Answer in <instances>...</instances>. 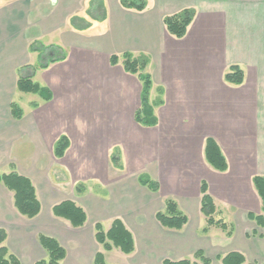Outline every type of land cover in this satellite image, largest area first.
<instances>
[{
  "label": "crops",
  "instance_id": "1",
  "mask_svg": "<svg viewBox=\"0 0 264 264\" xmlns=\"http://www.w3.org/2000/svg\"><path fill=\"white\" fill-rule=\"evenodd\" d=\"M89 1L0 3V147L8 148L7 153L0 151V164L10 163L8 170L0 172L17 171L31 179L41 205L33 218L52 213V206L63 201L55 198L56 187L50 183L54 180L53 164L66 158L74 141L83 139L89 146L107 145V161L114 145L123 151L125 147L137 148L140 156L153 162L144 173L158 182L159 189L151 191L139 184L137 178L143 172L134 181L130 177L118 179L116 186H109V179L100 181L104 184L102 195L87 189L72 200L86 214L84 225L74 229L90 231L100 222L106 230L114 218H120L133 235L135 250V228L159 224L155 213L163 209L164 200L157 203L155 195L163 192L182 211L191 207L201 213L203 181L214 203L219 199L226 206H240L250 222L247 214L255 208L259 212L262 205L252 178H264V0H145L141 11L123 8L119 0H103L105 19L77 31L69 18L87 16ZM184 8H193L195 15L185 35L175 38L167 33L163 18ZM35 44L39 48L58 47L64 58L39 68L40 51L31 50ZM125 52L145 54L149 59V100H162L153 107L157 119L154 126H142L134 119L140 106L137 75L124 71L121 58L115 65L110 63L111 55ZM232 65L243 71V81L238 85L224 79ZM24 66L35 68L31 79L49 89V101L29 93L35 95V101L25 105L24 100L21 107L17 104L15 98L20 94L16 84ZM12 102L22 110L19 119L11 115ZM132 134H138L140 141L130 138ZM61 135L68 137L69 146L62 157H55L53 146ZM113 137L117 142L109 144ZM207 137L219 146L227 163L224 171L206 162L203 150ZM14 145L18 149L13 151ZM20 147L27 148V155ZM13 209L15 215L24 217L14 207L12 192L0 183V219L4 221L0 227L7 237V216L14 214ZM189 236L181 234L172 241L169 250L181 256L177 259L203 249L190 245ZM54 238L61 242L59 236ZM232 239H236L234 235ZM83 242L81 238L79 245ZM232 243L227 252L246 251ZM253 247L255 259L264 260V248L258 251V243ZM68 256L66 250L61 264Z\"/></svg>",
  "mask_w": 264,
  "mask_h": 264
},
{
  "label": "rangeland",
  "instance_id": "2",
  "mask_svg": "<svg viewBox=\"0 0 264 264\" xmlns=\"http://www.w3.org/2000/svg\"><path fill=\"white\" fill-rule=\"evenodd\" d=\"M3 1L4 0H0V3H3ZM89 5L90 3L88 2L86 12L90 10L96 16H100L101 12L98 10L96 11L97 6L93 4L92 8L89 9ZM80 17L90 22V26L93 22H100V20L90 19L88 15ZM37 79L39 80L40 77H37ZM17 92L20 94V97H16L15 100L20 107L24 100L26 101L25 105L28 102L36 100L32 99V97H35L33 94ZM130 138H136V141H140L138 134H132ZM111 140L109 144L111 142H117L114 137ZM74 144L75 145L69 151L65 159L53 164V169L51 171L53 173V181L61 182L59 186L53 181L50 182L56 187V199L75 200V197L79 196V192L76 190L78 186H84L83 192L88 189L92 194L98 193L102 195L104 193L102 185L104 184L100 181L105 182L106 179H109L111 181L109 186L118 185L119 183L116 181L123 177L128 179L130 177L134 181L136 175L140 172L144 173L145 167L153 165V162L150 161L149 158L140 156L142 152H138L137 148L125 147L123 151L121 146L114 145L110 158L111 156L116 157V165L121 166L118 167L114 166L115 164L112 165L110 159L109 161L105 159V152L107 151L105 148L108 147L107 145L104 146L105 148L97 145L89 146V143L83 139L79 140L77 143L74 141ZM12 149L13 151L18 149V145H14ZM19 149H23L24 154L27 155L26 147H20ZM7 150L8 148L6 146L0 147V151L4 153H7ZM137 155L140 157H137ZM50 163H52V161H49L48 165H50ZM9 164H0V169L8 170L7 166H9ZM22 164L23 163H21V165ZM26 165L29 166L30 164L25 163L22 166ZM37 166L41 167L39 164ZM112 166H114L115 169ZM120 168H122V170H118ZM124 187H129V185H125ZM59 192L62 193L58 195ZM166 197L168 196L163 194V192L155 195L157 203H161ZM129 198L132 200V197ZM215 204V219H222L233 227L231 236H227L225 231L215 226L208 227V231L203 233L202 228L205 226L203 215L199 212V209L196 213V211L190 207V209L186 208L187 210H183L189 219L188 224L182 229L177 230L178 232L176 230L164 229L159 224H155L153 227L149 225L145 228L141 227V225L136 227V249L131 254L126 255L118 249L105 252L99 244H96L97 242L94 239L95 223L90 231V228L88 230L74 229L67 221L54 217L51 212L48 214L49 216L47 214H42L38 216V218L29 219L28 221L25 217L15 215L13 209L11 213L14 214H12V216H7V219L10 220V222L6 221L10 235L6 238L4 244L11 252L17 254L22 264H34L37 260L42 259V257L44 258L43 255L45 253L40 247L37 237L39 234L47 233L48 235L53 234L52 237H55V235L59 236L61 245L68 251L69 256L64 260L63 264H92V256L95 251L103 252L107 264H162V260L165 258L177 259L181 257L177 253L169 250L172 241L179 238L181 234L182 236L186 234H190L191 236L192 234V238L189 236V244L201 246L205 255L210 258V264H218L215 256L218 254L223 255L228 250H231L234 246L232 242L246 248V251L245 249L242 250L246 258L244 264H264V260L255 259L256 251L253 247L255 243H258V251L262 250L261 247L264 248V242H262L264 240V227L256 225L254 220L250 221V219H248L250 221L248 222L246 220V212L241 213L240 209L242 208L238 205L226 206V204L219 199L215 200ZM252 211L255 215L264 214L261 210L258 212L256 208ZM6 213L10 212L6 210ZM242 217H245L246 225ZM141 221L143 225L145 222L144 220ZM0 222L3 223L4 221L0 219ZM233 235L234 238H236L234 241L232 239ZM81 238L85 240L82 246L79 245V240H81ZM74 256L81 258L76 259ZM185 258L195 260L193 259V254L190 256L187 255ZM199 264H201V262H199Z\"/></svg>",
  "mask_w": 264,
  "mask_h": 264
},
{
  "label": "trees",
  "instance_id": "3",
  "mask_svg": "<svg viewBox=\"0 0 264 264\" xmlns=\"http://www.w3.org/2000/svg\"><path fill=\"white\" fill-rule=\"evenodd\" d=\"M89 9L93 4L97 6L96 11H100V16H96L90 10L86 14L93 20H104L106 17V8L103 0H90ZM119 4L123 8L135 9L141 11L145 8V0H119ZM195 10L193 8H184L176 13L167 15L163 18V24L167 33L175 38H181L185 35L188 25L193 20ZM70 25L77 31H82L90 27V22L84 18L73 15L69 18ZM37 44L31 46L32 51H40L39 68L47 67L48 63L62 60L64 58L63 52L55 46L46 48H39ZM122 59V67L124 71L137 75L141 83L140 91V106L135 111L134 119L142 126H154L157 119L153 112L154 105L162 103V100L157 98L154 102L149 100L150 89L152 86L151 76L146 72L148 64V57L145 54L133 56L125 52L118 55H111L110 63L115 65ZM28 70V71H27ZM35 68L31 66H24L19 70L17 79V90L23 93H35L42 100L49 101L51 93L48 88L39 85L31 79V72ZM243 71L238 66L232 65L229 67L224 75L226 82L238 85L243 81ZM159 94L162 90L158 89ZM32 105H36L33 103ZM11 115L13 118L19 119L22 116V110L19 106L12 102L10 105ZM69 146V139L66 135H61L55 141L53 146V154L55 157H62L65 150ZM204 157L206 162L218 171H224L227 168L226 160L217 145L211 137H207L204 142ZM114 166L116 165V157L110 158ZM140 185L145 186L151 191H158L159 184L153 180L148 174L140 173L137 178ZM253 185L261 198V211L264 213V178L261 176H254L252 178ZM0 183L13 194V204L18 213L28 219L35 217L41 209L40 201L37 197L35 186L30 178L11 171L8 173L0 172ZM76 190L80 193L84 191V186H78ZM200 211L205 219V226L202 232L208 231V227L215 226L226 232L227 236H231L233 227L222 219H215L216 207L213 198L207 191V184L203 181L200 186ZM52 214L55 217L68 221L72 227H81L86 221V214L82 207L77 205L74 201L66 199L54 204L51 208ZM247 217L254 220L256 225L264 227V214L255 215L248 213ZM155 219L165 229L180 230L187 223L186 214L178 207L173 198H165L164 207L155 213ZM7 238V233L4 228L0 227V264H20L19 258L12 253L4 244ZM38 242L46 253V257L37 260L34 264H60L66 256L65 248L59 241L45 234L38 235ZM94 238L95 241L102 247L103 251H111L118 249L124 254H130L135 248L134 238L131 231L125 226L120 218H114L108 229L104 230L100 222L94 224ZM193 259H169L162 260V264H210L211 260L201 249L193 253ZM218 264H244L246 258L243 253L239 251H229L223 255L215 256ZM199 261V262H198ZM93 264H107L103 252L98 251L94 254Z\"/></svg>",
  "mask_w": 264,
  "mask_h": 264
}]
</instances>
